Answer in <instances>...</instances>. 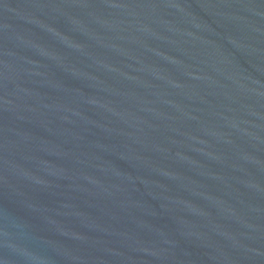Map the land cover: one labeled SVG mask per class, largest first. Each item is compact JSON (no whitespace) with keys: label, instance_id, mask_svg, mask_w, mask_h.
<instances>
[{"label":"water","instance_id":"1","mask_svg":"<svg viewBox=\"0 0 264 264\" xmlns=\"http://www.w3.org/2000/svg\"><path fill=\"white\" fill-rule=\"evenodd\" d=\"M0 264H264V0H0Z\"/></svg>","mask_w":264,"mask_h":264}]
</instances>
